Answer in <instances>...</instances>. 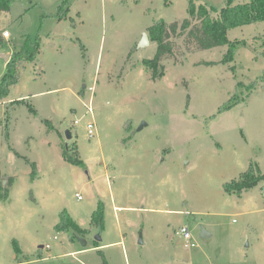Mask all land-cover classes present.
<instances>
[{"label":"rangeland","instance_id":"obj_1","mask_svg":"<svg viewBox=\"0 0 264 264\" xmlns=\"http://www.w3.org/2000/svg\"><path fill=\"white\" fill-rule=\"evenodd\" d=\"M189 1L12 0L0 10V52L12 58L27 36L41 44L0 101V180L13 179L0 200V264H264V178L241 195L224 188L250 165L264 174V21L228 31L247 41L231 61L227 44L198 49L189 30L172 35L154 79L143 63L157 52L150 27H180ZM195 3L218 17L226 0ZM234 96L243 100L221 110ZM74 142L81 165L63 156ZM63 211L87 230H57Z\"/></svg>","mask_w":264,"mask_h":264},{"label":"trees","instance_id":"obj_2","mask_svg":"<svg viewBox=\"0 0 264 264\" xmlns=\"http://www.w3.org/2000/svg\"><path fill=\"white\" fill-rule=\"evenodd\" d=\"M12 0H0V10L8 11L11 8ZM189 13L191 18L184 19L182 25L179 27L178 21L168 23L165 20H159L150 27L151 39L157 42V52L152 59H145L144 65L151 70L154 79L164 75V65L161 61L168 55L173 53V43L170 40L172 35H180L182 32L188 31L190 42H194L198 49H210L221 45H228L224 61H231L234 59L237 49L240 46H246L247 41L243 39L230 40L228 31L232 28L251 24L255 22L264 21V0H247L245 2L236 3V0H226L225 6L220 10L218 17L212 15L215 8L208 7L205 4L196 5L195 0L189 1ZM64 11L66 9L64 8ZM64 11L62 14H64ZM64 16V15H63ZM62 16V17H63ZM200 21L198 24L193 25L192 19ZM181 29V32L179 31ZM3 44V37L0 38V46ZM40 39H32L30 36L25 37L21 48L13 54L11 60L7 63L6 72L0 80V101L5 100L10 93L11 87L18 83L20 80L21 69L27 63H35L39 60L40 54ZM161 64V65H160ZM160 69V70H159ZM254 82L249 84V87L254 88ZM241 83H238V86ZM250 88V89H251ZM250 96V95H249ZM243 99L239 96L231 97L230 100L222 107L221 110L230 109L234 105L240 103ZM18 105L27 102L26 99L15 100ZM31 112L37 113L33 104H27ZM14 109V108H13ZM11 109V110H13ZM45 124L49 129H53L54 125L49 119H44ZM75 152L67 145L63 150V156L66 160L73 164L81 165L83 160L80 158L77 144L74 142ZM74 151V150H73ZM33 173L37 166L33 162ZM32 175V179H33ZM264 174L257 172L256 167L250 165L239 178L226 182L224 188L229 193H237L241 195L244 190L254 187ZM13 182L10 178L8 186H4L0 180V200H7L9 197V185ZM94 222L102 224L103 208L100 207L93 214ZM73 229L76 233L82 235L87 229L82 228L77 221L71 217L68 212L63 211L61 220L56 225L57 230ZM16 248L19 249V242L15 241ZM102 264H108L105 260Z\"/></svg>","mask_w":264,"mask_h":264},{"label":"water","instance_id":"obj_3","mask_svg":"<svg viewBox=\"0 0 264 264\" xmlns=\"http://www.w3.org/2000/svg\"><path fill=\"white\" fill-rule=\"evenodd\" d=\"M150 43V39L148 37V34L145 33L144 34V38H143V41L140 43V46H145L146 44H149ZM0 58H3L5 61H9L10 58H11V54L10 52H0ZM145 125H147L146 122H142L139 129H142ZM66 137L68 140H71L73 138V132L70 128H68L66 130ZM209 232L203 227L202 229V237L206 238L209 236ZM96 238L99 240L100 239V236L97 235ZM77 239L79 241H81L83 243V245H87V241L83 238V237H80V236H77ZM140 242H143L142 239H140Z\"/></svg>","mask_w":264,"mask_h":264},{"label":"built area","instance_id":"obj_4","mask_svg":"<svg viewBox=\"0 0 264 264\" xmlns=\"http://www.w3.org/2000/svg\"><path fill=\"white\" fill-rule=\"evenodd\" d=\"M3 34H4L5 37H9L10 36V32L8 30L4 31ZM89 90H91V92H94V90H95L94 86H90ZM89 111L92 112L91 108H90ZM77 122H78V120H75V123H77ZM87 128H88L89 134L90 135H94L95 123L94 122H89L88 125H87ZM77 196H78L79 199L82 198V196L80 194H78ZM180 233L183 234V236L185 238H187V239L191 236L190 231H189V229L187 227H181ZM47 247L49 248L50 245H47Z\"/></svg>","mask_w":264,"mask_h":264}]
</instances>
